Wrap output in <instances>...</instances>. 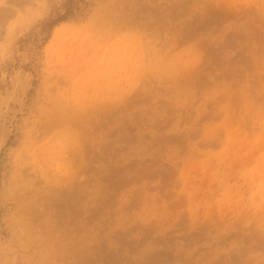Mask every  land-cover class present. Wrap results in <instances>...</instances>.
<instances>
[{
  "label": "rangeland",
  "instance_id": "obj_1",
  "mask_svg": "<svg viewBox=\"0 0 264 264\" xmlns=\"http://www.w3.org/2000/svg\"><path fill=\"white\" fill-rule=\"evenodd\" d=\"M66 1L0 0V264H264V0Z\"/></svg>",
  "mask_w": 264,
  "mask_h": 264
},
{
  "label": "trees",
  "instance_id": "obj_2",
  "mask_svg": "<svg viewBox=\"0 0 264 264\" xmlns=\"http://www.w3.org/2000/svg\"><path fill=\"white\" fill-rule=\"evenodd\" d=\"M77 7V4L73 0H67L61 8L64 13L58 12L57 17L51 21V25L63 22L70 18L74 11L78 9Z\"/></svg>",
  "mask_w": 264,
  "mask_h": 264
},
{
  "label": "bare ground",
  "instance_id": "obj_3",
  "mask_svg": "<svg viewBox=\"0 0 264 264\" xmlns=\"http://www.w3.org/2000/svg\"><path fill=\"white\" fill-rule=\"evenodd\" d=\"M70 147V146H69ZM45 165V164H44ZM29 171V170H28ZM28 177V176H27ZM25 216V215H24Z\"/></svg>",
  "mask_w": 264,
  "mask_h": 264
}]
</instances>
